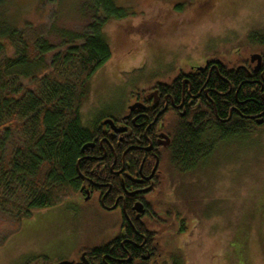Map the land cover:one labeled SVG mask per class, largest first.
Returning <instances> with one entry per match:
<instances>
[{
  "label": "rangeland",
  "instance_id": "rangeland-1",
  "mask_svg": "<svg viewBox=\"0 0 264 264\" xmlns=\"http://www.w3.org/2000/svg\"><path fill=\"white\" fill-rule=\"evenodd\" d=\"M90 0H3L2 16L29 36L59 45L57 30L83 33ZM127 10L103 34L112 58L92 78L82 123L99 110L122 109L132 94L169 82L209 59L243 64L249 36L264 28V0H116ZM189 2V4H188ZM41 27V28H39ZM45 30L50 32L46 33ZM12 50L9 49V54ZM155 204L168 222L161 253L166 264H264V127L228 143L196 168H168ZM118 212L70 201L35 210L18 231L0 232V264H56L82 247L112 240ZM178 231V232H177ZM162 262V264H163Z\"/></svg>",
  "mask_w": 264,
  "mask_h": 264
},
{
  "label": "trees",
  "instance_id": "trees-1",
  "mask_svg": "<svg viewBox=\"0 0 264 264\" xmlns=\"http://www.w3.org/2000/svg\"><path fill=\"white\" fill-rule=\"evenodd\" d=\"M86 10L89 15L83 17L92 15L87 30H57L53 33L61 40L57 46L38 32H44V27L31 29L26 37L24 31L9 24L2 16L0 0V232L9 226L15 233L33 211L55 208L76 197L83 177L97 163L93 158L100 154L96 126H84L81 111L93 76L112 58L104 27L112 18L126 17L127 10L116 0H90ZM249 41L253 52L264 55V28L252 32ZM230 79L237 85L243 80L241 73H232ZM211 86L227 90L223 81L212 80ZM259 87L240 89L239 96L248 100L242 105L234 101L237 87L230 105L216 99L225 125L211 113L192 122L185 117L173 127L172 167L186 173L210 157L218 143L260 128L252 123L246 128L235 125L229 118L232 105L245 116L264 112ZM88 145L94 148L84 149ZM106 169L108 172L110 165Z\"/></svg>",
  "mask_w": 264,
  "mask_h": 264
},
{
  "label": "flooded vegetation",
  "instance_id": "flooded-vegetation-1",
  "mask_svg": "<svg viewBox=\"0 0 264 264\" xmlns=\"http://www.w3.org/2000/svg\"><path fill=\"white\" fill-rule=\"evenodd\" d=\"M255 54L258 53H251L243 64L237 65L209 59L188 71L180 70L169 82H156L150 89L132 94L120 111L112 107L99 110L98 117L90 122V126H96L95 142H99L100 154L95 156L97 159L93 157L97 163L91 165L89 176L83 177L79 194L67 202L74 200L106 213L118 212L120 220L115 223L112 240L99 246H84L76 258L56 264H162L161 249L168 222L162 219L164 215L155 201L163 193L167 169L175 170L171 163L172 128L185 117L192 118V122L193 118L211 113L225 125L219 118L217 100L230 105L228 101L236 87V104L248 101L239 96L240 89L244 87L245 92L255 84L260 85L264 100V55L258 54V67V61L252 62ZM232 73L242 74L239 85L230 79ZM212 80L226 82L227 90L214 88ZM229 118L245 128L251 123L264 127V112L245 116L232 105ZM100 249L101 254L97 253ZM122 250L128 251L123 254Z\"/></svg>",
  "mask_w": 264,
  "mask_h": 264
},
{
  "label": "water",
  "instance_id": "water-1",
  "mask_svg": "<svg viewBox=\"0 0 264 264\" xmlns=\"http://www.w3.org/2000/svg\"><path fill=\"white\" fill-rule=\"evenodd\" d=\"M255 61H258V67H260L261 66V56L258 54L253 55L252 56V62H255ZM88 147H93V145L85 146L84 149H86ZM60 264H66V263H60Z\"/></svg>",
  "mask_w": 264,
  "mask_h": 264
}]
</instances>
